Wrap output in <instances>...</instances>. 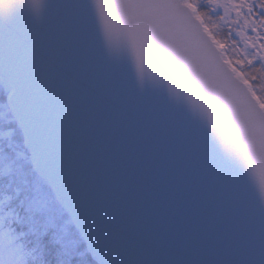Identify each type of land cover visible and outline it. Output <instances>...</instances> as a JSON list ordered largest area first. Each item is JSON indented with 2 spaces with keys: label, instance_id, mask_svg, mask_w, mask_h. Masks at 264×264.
<instances>
[{
  "label": "snow or ice",
  "instance_id": "6c2138e0",
  "mask_svg": "<svg viewBox=\"0 0 264 264\" xmlns=\"http://www.w3.org/2000/svg\"><path fill=\"white\" fill-rule=\"evenodd\" d=\"M0 264H264V0H0Z\"/></svg>",
  "mask_w": 264,
  "mask_h": 264
}]
</instances>
